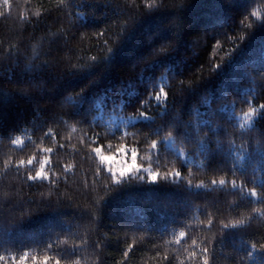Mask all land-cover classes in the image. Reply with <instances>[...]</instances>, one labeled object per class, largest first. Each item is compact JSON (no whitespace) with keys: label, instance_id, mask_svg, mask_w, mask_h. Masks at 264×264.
<instances>
[{"label":"trees","instance_id":"16d2710c","mask_svg":"<svg viewBox=\"0 0 264 264\" xmlns=\"http://www.w3.org/2000/svg\"><path fill=\"white\" fill-rule=\"evenodd\" d=\"M2 10L0 264L25 252L27 264H202L203 247L210 264H251L245 247L264 243V171L249 152L259 157L264 120L242 113L264 102V0H11ZM161 85L166 107L153 98ZM140 110L155 120L135 119ZM172 121L181 133L210 121L207 150L182 137L153 149L156 126L164 135ZM241 134L243 161L225 150ZM133 149L140 168L116 183L108 166L127 169ZM41 164L50 179H27Z\"/></svg>","mask_w":264,"mask_h":264},{"label":"snow or ice","instance_id":"6c2138e0","mask_svg":"<svg viewBox=\"0 0 264 264\" xmlns=\"http://www.w3.org/2000/svg\"><path fill=\"white\" fill-rule=\"evenodd\" d=\"M4 6H7L8 11L10 12L11 11V0H0V16L4 15V11L2 10L4 8ZM99 34H101V33H98V35ZM105 43H107V42L105 41ZM161 51H164V50H161ZM96 59H97V57H95V56L92 57L93 61H95ZM219 66L220 65H217L216 68H218ZM82 92H83V89L80 91V93H78V95L80 96ZM153 98L157 102L164 104L166 107L167 101L169 98V92L166 91L165 88L161 85V86H159V91L155 92L153 94ZM253 104H254V100L249 101L250 106L247 108V111L242 113V118L248 122H252L254 120V118H257V117L264 120V102H261L258 106H251ZM139 106H140V109H145L147 107V102L142 100L141 103L139 104ZM133 115H134V118L137 120L141 117L155 120V117L150 116L149 112L144 111V110H140L137 113H134ZM92 123H94V121H90L89 126H91ZM171 123L173 125V130L167 131L164 135H161V131L167 125H157L156 126V129H155V131H153V133L155 135L159 136L160 139L159 140H156V139L151 140V147L153 149H159L161 145H163L164 148L174 146L176 144L177 138L182 137V139H180L181 144H193L197 149H199L202 152L207 150L208 146L203 143V139H204V137H208V133L204 132L202 136L200 135V133L202 132V128L207 127V125L210 123V121H205L204 125L197 124L195 127H192L189 124V125L185 126V130L182 133L178 130L179 128L176 126L175 121H172ZM241 127H244V125H241ZM209 131H212V130L209 129ZM122 135H127V132L123 131ZM257 135L259 137V144L261 145L259 157L257 158L255 155H253L251 152H249V159L252 160L253 167L259 166L261 171H264V129H261ZM100 138H101L100 133L94 134L95 140H99ZM208 138L210 139V137H208ZM240 139L242 142L240 145L236 146L235 150H233V148H232V145L235 144L234 139H232L229 142V144L225 146V150L230 151V152L234 151V155L236 157H238L241 161H243L245 158L243 155H241V153L245 150L244 149V142H243V134H241ZM12 142L14 144H21L22 140L16 139V140H13ZM176 150L180 154H183V152H184V149L181 147H177ZM45 151L51 152V149H45ZM94 153L96 156L99 157V159L102 163H108L109 158L104 155V153L101 150V147H96L94 149ZM131 156H132L133 163L131 165H128L127 169L120 168L116 171H113L111 165L109 164L108 172L111 174V179L115 180L116 183H119L125 175H131V173L133 171L139 170L140 166L136 165V163H135L136 158H137V153L134 149L131 152ZM47 159L48 158L45 157V161H47ZM25 163L31 164L32 161L29 160V161L25 162L24 160H20L18 162L19 165H24ZM233 166H235V165H233ZM164 175H165V178H167L169 174L166 172ZM171 175L173 177H180L181 172L179 170H176L173 173H171ZM27 179H29L31 181H36L38 179L39 180L50 179V177H49V174L44 171V165L41 164L40 170L37 171L35 173V175H33L31 172H28ZM147 179L151 182H157L160 179V173L155 172V171H149ZM189 183H191V182L189 181ZM203 183L204 182L201 181L200 185H203ZM211 183L213 185H215V184L225 185L228 183V181L224 178H221L219 180L212 179ZM231 184H232L233 188L237 187L235 180H232ZM256 193H257V189L255 187L252 188L251 194L256 195ZM242 223H243V221H238V222L234 221L232 227H235L238 224H242ZM209 224H211V221H209ZM228 228H229V225H227V224L223 225V230L220 234L221 240H223V236L227 232ZM184 235H185V233H183V232L180 233L181 237H183ZM193 243L195 244V241H193ZM73 251H74V249L69 250V255H71ZM244 252H245V258L249 259L251 261V264H264V243H262V242L248 243L244 249ZM125 255H127V253H125ZM196 255H197L196 252L191 253V256H196ZM201 255H202V264H210L211 251L208 247H203L201 249ZM28 258H29L28 253L25 252L24 255L19 258V260H17L15 256H13L12 259H13V261L16 262V264H27ZM3 259H4L3 256H0V260H3ZM48 259H49V257H47V256L44 257L45 264H47ZM33 264H38V258H34ZM56 264H60L59 259H57Z\"/></svg>","mask_w":264,"mask_h":264},{"label":"rangeland","instance_id":"374dc122","mask_svg":"<svg viewBox=\"0 0 264 264\" xmlns=\"http://www.w3.org/2000/svg\"><path fill=\"white\" fill-rule=\"evenodd\" d=\"M120 167H117V169L124 168L122 164H119Z\"/></svg>","mask_w":264,"mask_h":264}]
</instances>
